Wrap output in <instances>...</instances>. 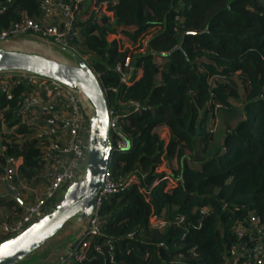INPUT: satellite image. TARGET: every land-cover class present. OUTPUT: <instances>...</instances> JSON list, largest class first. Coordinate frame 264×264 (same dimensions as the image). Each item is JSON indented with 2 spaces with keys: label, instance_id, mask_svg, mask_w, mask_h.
<instances>
[{
  "label": "trees",
  "instance_id": "trees-1",
  "mask_svg": "<svg viewBox=\"0 0 264 264\" xmlns=\"http://www.w3.org/2000/svg\"><path fill=\"white\" fill-rule=\"evenodd\" d=\"M98 1L82 10L74 46L91 54L110 109L122 113L130 99L151 107L122 118L133 145L114 151L109 169L117 181L134 174L137 182L104 200L100 234L74 264H225L237 240L234 223L251 211L264 222V0H110L99 14ZM0 4L7 7L0 33L24 14L42 15L41 0ZM148 33L151 51L143 53ZM129 59L136 71L127 85L117 67ZM240 85L243 118L219 135L217 147L210 119L216 104L230 109L232 99L241 100ZM23 88H16L7 113L11 124ZM32 132L21 124L9 135L18 181L46 171ZM21 134L27 139L18 142ZM6 204L0 192V209ZM164 211L182 220L153 228L151 220Z\"/></svg>",
  "mask_w": 264,
  "mask_h": 264
},
{
  "label": "built area",
  "instance_id": "built-area-1",
  "mask_svg": "<svg viewBox=\"0 0 264 264\" xmlns=\"http://www.w3.org/2000/svg\"><path fill=\"white\" fill-rule=\"evenodd\" d=\"M11 1V0H9ZM94 0H41L42 15L31 17L24 14L21 20L15 22L8 30L0 33V46L12 37L23 34L42 35L54 39L66 49H74L75 40L82 37V28L79 24L83 9ZM110 0H100L95 6L98 14L100 7L108 5ZM116 3V0L113 1ZM0 4V13L6 10ZM148 33L141 38V52H150ZM130 60L125 65H119L117 70L121 74V81L129 85L132 83L134 65ZM218 77L210 79L215 85ZM23 85L16 106L13 109L11 124L7 113L11 109V102L16 96V88ZM115 91L117 89H114ZM0 192L2 197L10 195L22 208L21 214L13 221L0 220V237H15L25 231L33 223L50 213L53 209V200L85 173L87 153L90 137V119L93 114L92 106L84 94L77 88L68 86L60 81L24 70H0ZM126 109L118 113L110 109L111 139L114 151L129 150L132 139L124 131L123 117L130 113L148 110L147 103L130 99ZM220 108V104H216ZM21 124L32 129L29 137L38 142L46 161V171L42 176L31 180H17L19 172L18 159L7 154L10 136L16 133ZM28 135L21 134L18 142H23ZM166 166V165H163ZM37 179H42L41 193L35 195L31 203H23L28 192H37L40 185ZM137 176L132 174L116 180L110 169L96 201V208L92 216L82 224L83 229L70 247L60 252L58 260L53 264H74L85 260L90 249L91 240L100 234L104 219L100 215L101 206L106 198L119 194L133 183ZM181 217H172L171 211L151 220L153 228L164 230ZM81 221V220H80ZM82 223V222H81ZM80 223V224H81ZM237 240L227 248L224 255L225 264H264V222L262 217L251 211L246 220H237L233 227ZM97 249H101L97 246Z\"/></svg>",
  "mask_w": 264,
  "mask_h": 264
},
{
  "label": "water",
  "instance_id": "water-1",
  "mask_svg": "<svg viewBox=\"0 0 264 264\" xmlns=\"http://www.w3.org/2000/svg\"><path fill=\"white\" fill-rule=\"evenodd\" d=\"M181 47L182 43L177 48ZM0 70L33 72L77 88L93 110L84 175L66 189L50 213L19 235L0 243V264H18L58 235L74 218L87 221L92 216L114 148L107 97L98 76L85 60L76 56V64H70L43 54L0 46Z\"/></svg>",
  "mask_w": 264,
  "mask_h": 264
},
{
  "label": "rangeland",
  "instance_id": "rangeland-1",
  "mask_svg": "<svg viewBox=\"0 0 264 264\" xmlns=\"http://www.w3.org/2000/svg\"><path fill=\"white\" fill-rule=\"evenodd\" d=\"M89 18H90L89 16L84 17L85 21H87ZM15 41L18 43V47H26L28 49H34V50H36L35 47H39L41 48V51L45 52L46 55H49L53 58H56L58 60H61V61H64L70 64H76V56L80 57L81 59L85 60L86 63L91 67V64L89 62L91 61L90 59L91 54L84 52L83 47H81L80 49L79 45L76 46L75 50L66 49L61 44L56 42L54 39L47 38L42 35H36V34H23L20 36L12 37L7 43L8 45L6 46H10L11 44H14ZM79 52H83V55H81V53ZM234 78L238 79L237 75ZM239 90H240L241 100L232 99L231 100L232 106L230 109L219 108L217 110V114L213 116V118L210 119V123H211L210 130L216 133L215 134L216 135L215 146L217 147L220 146L221 144L220 136L224 134L227 127L235 125L238 121H240L243 118L242 110H241L242 109L241 101L244 98L243 97L244 91L241 88V85H240ZM191 164L195 167H199L198 163H194L192 159H191ZM63 196L64 194L61 193L58 197H55V199L53 200V205L56 206L62 200ZM80 222L81 221L79 217H76L70 222H68L66 226L62 229V231L58 235H56V238H53L54 240L50 239L49 241H47L42 246V248L40 247L41 249L39 248L38 251H36L35 254L37 253L39 254L41 253V251L50 252V250H52V248L48 247L50 242H53L52 243V246H53V244L59 240L68 241L70 239L73 240L74 238L79 236L81 233V230H80L81 224H79ZM72 240H70V242ZM66 245H68V243H65L61 246L64 247ZM33 256L28 257L27 259L21 261L18 264H32L34 262L33 259L35 258Z\"/></svg>",
  "mask_w": 264,
  "mask_h": 264
},
{
  "label": "crops",
  "instance_id": "crops-1",
  "mask_svg": "<svg viewBox=\"0 0 264 264\" xmlns=\"http://www.w3.org/2000/svg\"><path fill=\"white\" fill-rule=\"evenodd\" d=\"M9 41H7V42H5V43H3L2 45H1V47H3V48H5V49H16V50H22V51H27V52H34V53H39V54H43V55H46L45 54V52H43V51H41V48H39V47H35V49L36 50H34V49H28V48H26V47H18V43L15 41L14 42V44H11L10 46H6V45H8L7 43H8ZM46 56H49V55H46ZM49 57H51V56H49ZM53 58V57H52ZM34 185H40L39 187H38V192H37V194H36V192L34 191V192H28V194H27V196L23 199V203L25 204V203H27V204H29V203H31L32 201H34V198H35V195H38V194H40L41 193V191H42V189H41V186H43L44 185V183H43V181H42V179H37L36 180V184H34ZM41 189V190H40ZM61 194V193H60ZM59 194V195H60ZM58 195V196H59ZM57 196V197H58ZM11 196L10 195H6L5 196V198H6V201H7V203H10V204H6L5 206H3L2 207V209H0V212H2V215H3V217L0 219V220H2V221H4V222H6V221H13L14 219H16L20 214H21V212H22V208H20L19 206H18V202L15 200L14 201V199H11L10 198ZM12 201V202H11ZM82 222V223H81ZM80 223H81V229L80 230H82L83 229V226H82V224L83 223H85L86 221H81ZM79 223V224H80ZM0 235H1V232H0ZM2 237H0V239H1ZM53 238H56V236L55 237H53ZM52 238V240H54ZM75 239V238H74ZM74 239L72 240V239H70V240H72L71 242H70V240H68V241H57V242H55L54 244H53V246H52V243L53 242H50V244H49V248H52V250H50V252H47V251H41V253H37V254H35L36 252H34L31 256H33L34 254V256L33 257H35L34 259H33V263L32 264H53L54 262H56L57 260H58V257H59V254H60V252H62V251H64L65 250V248H67V247H70L71 246V244H72V242L74 241ZM70 242V243H69ZM65 243H68V245H66V246H64V247H62L61 245H63V244H65ZM42 248V247H41ZM40 248V249H41ZM38 251V250H37Z\"/></svg>",
  "mask_w": 264,
  "mask_h": 264
},
{
  "label": "bare ground",
  "instance_id": "bare-ground-1",
  "mask_svg": "<svg viewBox=\"0 0 264 264\" xmlns=\"http://www.w3.org/2000/svg\"><path fill=\"white\" fill-rule=\"evenodd\" d=\"M22 233V232H21ZM19 235V234H18Z\"/></svg>",
  "mask_w": 264,
  "mask_h": 264
}]
</instances>
